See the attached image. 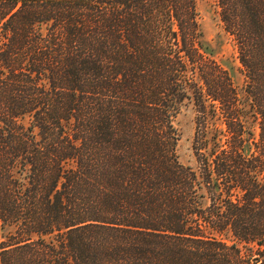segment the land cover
<instances>
[{
  "label": "trees",
  "instance_id": "obj_1",
  "mask_svg": "<svg viewBox=\"0 0 264 264\" xmlns=\"http://www.w3.org/2000/svg\"><path fill=\"white\" fill-rule=\"evenodd\" d=\"M197 1L0 0V264H264V0H216L241 92Z\"/></svg>",
  "mask_w": 264,
  "mask_h": 264
},
{
  "label": "rangeland",
  "instance_id": "obj_2",
  "mask_svg": "<svg viewBox=\"0 0 264 264\" xmlns=\"http://www.w3.org/2000/svg\"><path fill=\"white\" fill-rule=\"evenodd\" d=\"M198 10L201 15V24L204 31L205 41L213 48V59L224 69L231 72L235 86L241 92L245 79L239 70L238 52L233 43L224 32L219 17L216 0H198ZM180 130L179 142L180 160L185 165L195 166L192 151V142L196 132V112L192 106L184 108L176 120ZM257 139L258 131L254 129Z\"/></svg>",
  "mask_w": 264,
  "mask_h": 264
}]
</instances>
